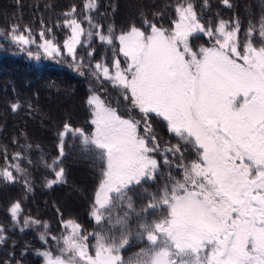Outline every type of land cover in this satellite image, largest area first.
Returning a JSON list of instances; mask_svg holds the SVG:
<instances>
[{"label":"snow or ice","instance_id":"obj_1","mask_svg":"<svg viewBox=\"0 0 264 264\" xmlns=\"http://www.w3.org/2000/svg\"><path fill=\"white\" fill-rule=\"evenodd\" d=\"M223 2L231 7L229 0ZM97 6L96 0H86L89 12ZM174 11L176 19L168 29L144 17L147 31L132 24L116 37L127 62L125 68L119 59L113 60L114 73L103 63L95 65L143 114V133L140 120L123 118L97 95L87 101L94 133L85 135L67 123L60 133L61 156L64 138L78 136L81 152L94 151L105 163L92 216L97 223L107 220L113 227L119 225V235H94L95 254L90 255L88 236L81 233L78 223L69 220L64 225L69 231L62 238L61 255L39 253L45 264H264V19L258 32L260 46L252 42L254 26L249 27L242 45L238 20L231 24L220 20L213 30L201 23L191 0H181ZM75 13L73 7L64 14L70 17L64 24L71 30L64 47L73 60L86 34ZM86 19L89 38L95 34L101 43L113 45L111 27L107 35L93 33L91 28L100 26L93 24L91 15ZM200 33L211 39L213 46L194 51L190 39ZM11 39L20 45L35 42L16 27ZM40 47L48 56L60 53L50 40ZM18 107L13 105V110ZM149 114L166 121L169 131L191 144L198 158L186 165L179 144L164 150L177 156L175 166L183 170V179L170 176L172 183L155 193L142 189L149 197L143 210L153 209L158 218H141L137 235L146 239L147 247L137 257L125 260L121 250L129 243V212L115 221L112 212L115 202L134 211L130 193H139L137 186L156 179L159 163L152 153L160 145L148 122ZM19 158V154L14 157ZM164 163L171 166L166 155ZM57 166L58 161L49 165L56 175L49 186L63 180L64 169L57 171ZM14 167L22 171L19 164ZM0 179L15 182L8 168L0 170ZM21 211L19 202L10 208L18 222ZM3 231L0 228V243L4 242Z\"/></svg>","mask_w":264,"mask_h":264},{"label":"trees","instance_id":"obj_2","mask_svg":"<svg viewBox=\"0 0 264 264\" xmlns=\"http://www.w3.org/2000/svg\"><path fill=\"white\" fill-rule=\"evenodd\" d=\"M179 2L181 0H96L97 8L89 12L85 8L86 0H0V170L8 168L15 177L14 183L0 179V228L4 229L0 264H43L39 255L42 251L60 255L62 238L69 231L64 225L69 220L78 223L81 233L88 236V251L91 254L95 253L94 235L97 238L100 235H119V225L113 227L107 220L97 223L91 217L105 163L95 157L94 151L82 153L81 138L78 136L64 138V155L61 156L60 133L65 123L73 129H82L85 135L94 133L92 108L87 101L100 90V97L107 106L116 109L123 118L140 120V132L143 133V114L130 105L122 90L101 79L98 87L89 72L96 69L97 63L113 70L114 59L120 60L123 69L127 62L119 52L116 37L132 24L147 31L142 23L144 17L158 27L170 28L176 19L174 9ZM191 2L201 23L206 27L211 25L213 30L220 20L229 24L238 20L242 45L249 27L254 26L256 34L252 36V42L260 46L258 32L264 19V0H229L231 7L223 0ZM73 7L76 8L75 18L81 22L85 32L88 15H91L93 24L100 26L99 29L93 28V33L101 31L107 35L109 27L114 30L111 46L101 43L95 34L91 38L81 37L75 61L84 69L82 75L66 66L30 59L12 43V29L16 27L19 33L35 41L30 43L32 49L38 50L45 40L62 48L71 35V30L64 24L65 19L70 17L64 14L71 12ZM190 43L194 51L200 47H212V40L204 35L194 36ZM13 105L19 107L14 111ZM69 106H73L72 112L54 113V110H66ZM148 122L160 145V149L152 153L159 163L156 179L142 182V187L137 186L139 193H130L134 211L122 202H115L112 212L113 221L117 216L123 217L125 211L129 212V243L121 250L125 260L137 257L147 247L146 239L137 235L141 230V218L146 217L149 221L158 218L153 215V209L143 210L149 197L142 189L155 193L166 183H172L170 176L175 180L183 179L182 169L175 166L177 156L164 150L179 144L186 165L198 158L195 148L171 133L162 118L149 114ZM16 154H19V159H14ZM165 155L171 166L164 163ZM54 161H58L57 171L60 167L64 169V177L49 186L50 181L56 180L55 172L49 167ZM16 164H19L21 172L16 171ZM16 202L22 208L19 222L10 213L11 206ZM26 220L29 223H25Z\"/></svg>","mask_w":264,"mask_h":264},{"label":"rangeland","instance_id":"obj_3","mask_svg":"<svg viewBox=\"0 0 264 264\" xmlns=\"http://www.w3.org/2000/svg\"><path fill=\"white\" fill-rule=\"evenodd\" d=\"M87 23H88V21H87ZM89 29H90V25L88 24V27H87L86 30L88 31ZM92 29L93 28H91V31H92ZM198 35H204V34L200 33ZM85 36L87 37V32H86ZM12 43L15 44L17 46V48L30 59L42 60V61H45V62H51V63H53L55 65H59V66H66V67L70 68L71 70H73L78 75H82L83 72H84V69L80 66V63L76 62L75 60L72 59L71 56L68 55L67 50L64 47L65 43L63 44L62 48H59L60 49V53L59 54H53L52 56H48L44 52V49L42 47H39V49L36 50V49H32L31 48V44L30 45H20V44H17L15 42H13V41H12ZM211 46H213V41L211 43ZM126 66H127V64L125 65V67ZM110 71H112L114 73V71H115L114 67H113V70H110ZM89 73L96 79L98 87H100V85H101V80L109 81V80L104 79V77L99 72H97L96 69L93 70V71H90ZM110 84L112 85L111 81H110ZM118 89L121 90L120 88H118ZM100 94H102V90L96 91L93 95H97V96L100 97ZM100 99L102 100L101 97H100ZM73 110H74L73 106H69L68 109H66V110H54V113L55 114H63L65 112H67V111L72 112ZM94 131H95V125H94ZM85 172L88 173L87 171H85ZM91 217L94 219L92 214H91ZM43 252H45V251H42L40 253H43ZM89 254L90 255H94L95 253L91 254L89 252ZM60 255H61V253H60ZM67 255L68 254H64V256H67ZM40 257L43 259V264H45L44 257L42 255H40Z\"/></svg>","mask_w":264,"mask_h":264}]
</instances>
